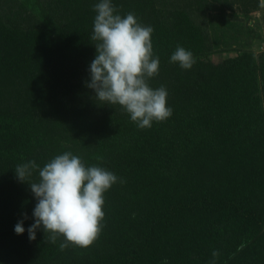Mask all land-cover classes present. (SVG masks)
I'll return each instance as SVG.
<instances>
[{
  "label": "trees",
  "instance_id": "trees-1",
  "mask_svg": "<svg viewBox=\"0 0 264 264\" xmlns=\"http://www.w3.org/2000/svg\"><path fill=\"white\" fill-rule=\"evenodd\" d=\"M35 1L38 10L0 0V21L16 33L11 64L0 61V264H264V56L247 51L214 61L209 28L214 13L249 16L261 0H111L116 14L134 13L154 29L160 63L148 83L167 88L172 114L143 129L85 83L100 0ZM24 37L42 46L25 47ZM178 45L193 53L191 69L170 62ZM66 151L119 178L105 203L139 178L167 193L112 260L92 254L98 240L61 250L64 237L52 243L42 228L29 239L37 200L15 168L30 160L43 167ZM38 180L34 169L29 182ZM21 220L25 231L17 234Z\"/></svg>",
  "mask_w": 264,
  "mask_h": 264
},
{
  "label": "clouds",
  "instance_id": "clouds-1",
  "mask_svg": "<svg viewBox=\"0 0 264 264\" xmlns=\"http://www.w3.org/2000/svg\"><path fill=\"white\" fill-rule=\"evenodd\" d=\"M94 11L91 39L96 42V55L90 63L86 86L94 90L97 100L122 106L139 128L166 120L172 114L167 106V88L153 89L148 83L159 72V57L153 56L151 42L154 29L139 23L134 13L123 17L116 14L111 0H100ZM170 62L187 70L196 61L191 51L178 45ZM34 169L38 170L39 180L29 182ZM15 173L20 182L30 185L37 200L35 222L27 229L30 240L36 239L40 228L50 233L52 243L58 236L64 237L61 250L69 243L88 247L98 237L105 215L104 193L119 179L113 172L96 165L86 167L78 155L66 151L43 167L34 160L20 164ZM24 216L27 218L26 213ZM14 230L24 233L22 220ZM212 255L218 257L219 252L214 250Z\"/></svg>",
  "mask_w": 264,
  "mask_h": 264
},
{
  "label": "rangeland",
  "instance_id": "rangeland-1",
  "mask_svg": "<svg viewBox=\"0 0 264 264\" xmlns=\"http://www.w3.org/2000/svg\"><path fill=\"white\" fill-rule=\"evenodd\" d=\"M19 1L30 8H37L38 10L35 0ZM261 3L262 7L249 16L241 14L239 10L227 11L225 14L214 13L210 16V34L217 49L216 53L211 55L214 61L219 62L225 57L236 56L247 51L264 56V0H261ZM4 25L0 21V61L2 60V64H11L13 57L11 58L10 54L16 49V39H14L16 33L7 30ZM20 41L23 46L34 50L42 46L32 40V37H24ZM4 51L8 52V55L4 54ZM2 57L5 59H1ZM224 126L225 130H228L231 127V122L224 123ZM258 134H262L261 131ZM240 144H242L241 140L238 146ZM12 145H10V148ZM251 145L252 142L250 144L247 142L245 146L250 148ZM171 167V165L167 166L170 175L173 173ZM168 171H166L167 174ZM139 179L134 182V188H130L127 195L111 194L108 201L106 203L104 201L102 210L105 215L101 221V231L94 240L95 242L98 240V246L95 244L92 249V254L95 257L112 260L123 251L120 246L124 243L123 237L128 242L137 240L139 224L147 215L152 213L151 211L159 208L162 198L167 194L161 188H158L152 180L150 182L154 186H148L147 182L142 183ZM152 215H156V212ZM208 256L210 260V254Z\"/></svg>",
  "mask_w": 264,
  "mask_h": 264
}]
</instances>
